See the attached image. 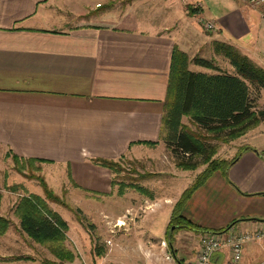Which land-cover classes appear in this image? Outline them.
Instances as JSON below:
<instances>
[{"label":"crops","instance_id":"1","mask_svg":"<svg viewBox=\"0 0 264 264\" xmlns=\"http://www.w3.org/2000/svg\"><path fill=\"white\" fill-rule=\"evenodd\" d=\"M82 5L79 0H0V216L9 220L0 235V264L59 261L22 228L15 214L20 198L33 194L25 184L34 180L26 176L28 168L20 173L15 166L17 160L28 159L41 172L52 165L64 169L63 188L75 191L73 196L89 213L100 212L107 221L117 223L136 206L146 207L141 223L149 214L161 221L164 217V227L154 233L148 230L154 222L140 223L128 245L120 237L115 243L109 239L114 256L108 264L128 253L135 264H193L199 237L185 247L166 240L172 210L186 188L175 194L164 193V188L156 195L152 186L139 183L152 198L130 187L119 195L118 185L112 184L114 174L94 159L157 160L174 45L187 54L191 43L197 53L219 40L255 61L247 53L264 55V2L123 0L118 14L110 11V3ZM188 6L197 12L189 14ZM203 19L213 21L216 30L202 34L198 21ZM219 170L185 200L181 215L200 228L227 227L225 232L264 226V154L245 148L226 173ZM11 173L18 175V182H12ZM36 195L44 198L43 188ZM54 203L47 200L49 209L61 216ZM208 211L212 217L207 221L212 222L196 220ZM157 233L163 236L159 241ZM19 239L27 250L17 254ZM33 247L48 254L38 257ZM75 259L64 264H76ZM212 264H264V238L246 241L238 262L223 247L212 255Z\"/></svg>","mask_w":264,"mask_h":264},{"label":"trees","instance_id":"2","mask_svg":"<svg viewBox=\"0 0 264 264\" xmlns=\"http://www.w3.org/2000/svg\"><path fill=\"white\" fill-rule=\"evenodd\" d=\"M187 9L191 15L197 12V9L190 6ZM211 48L216 55L228 60L234 68L233 73L223 70L212 58L195 55L189 60L187 54L178 46L174 45L172 50L160 139L172 156L177 158L178 168L195 170L203 164L206 167L180 195L171 213L169 229L173 225L174 230L186 228L201 233L222 232L227 228L219 230L200 228L183 217L179 210L192 192L215 170L222 168L226 173V168L238 157L223 165L221 159L214 158L217 149L210 140L221 142L235 140L264 120V109H254L251 97L253 89H264V68L227 42L213 40ZM189 63L200 65L210 71H191L188 69ZM183 116L189 119L196 130L182 122ZM156 143L144 142L148 146H155ZM194 157L200 160L193 161ZM30 160L34 159L23 162L17 160L16 170L22 173L25 167L28 168L26 176L38 180L43 188L44 198L32 193L22 196L15 207V214L20 218L22 228L45 245L59 260L46 259L42 260L41 264H63L65 261H72L75 255L65 245L68 226L58 213L49 209L47 204V200L54 202L61 200L48 188L42 177L28 175L31 169H38L33 163L29 166ZM119 160H124V157L118 160L94 159L96 163L110 169L114 174L112 184L118 185L119 195L130 187L152 198V192L138 182L139 177L145 176L142 174L138 177L126 176L125 167ZM12 188L17 189L18 185ZM8 226L9 220L0 216V235L5 233Z\"/></svg>","mask_w":264,"mask_h":264},{"label":"rangeland","instance_id":"3","mask_svg":"<svg viewBox=\"0 0 264 264\" xmlns=\"http://www.w3.org/2000/svg\"><path fill=\"white\" fill-rule=\"evenodd\" d=\"M79 1H80V5L83 4L82 6L85 7V4H88L93 0H79ZM95 1L102 2V4H104V7L106 6L105 4L110 3L112 8L110 11H114L115 14H118L120 12L119 8H121L120 7L122 6L121 3H123V0H95ZM64 7H66V5H64ZM104 7H102V9ZM198 24L201 27L200 32L202 34L212 33L211 31H208L204 28L201 20L198 21ZM170 33L172 32L170 31ZM201 33L200 35H202ZM197 34L199 35V33ZM197 49L198 47L193 46V44L191 45V43L187 45V56L189 60L195 55H199L208 59L211 58L214 59L216 64H218L223 70L231 69V68H226V66L228 65L227 63H229L228 60L223 58L221 55H216L212 51L210 44H204L201 47L200 51L198 50V52L196 53ZM188 50H192L194 53L189 54ZM247 54H249V56L251 57H255V61L254 59L253 61L264 68V55L262 54L257 55V53L255 52H249ZM188 69L191 71H202V72L210 71L200 65H196L193 63H189ZM231 71L234 72L233 70ZM251 97L253 98V104L255 106L254 109L256 110L264 109L263 88H260L259 90L253 89ZM182 120L192 130H196L195 126L189 122L188 118L184 116ZM210 142H212L217 149L214 158L221 159L222 160L221 163L223 165L225 163H228L234 157L238 156L239 151H241V149L245 147L251 149L256 148L259 152L264 154V120L261 121L256 127L249 129L244 135H242L241 137L235 140H231L228 142H221L219 140L214 139V140H210ZM163 145L164 144L162 142L161 154H160L161 156L160 157L157 156V160H152L151 162L146 160L145 161L143 160V162H137L135 159L128 157V158H124V160H119V161L122 163L123 167H125V173H127L126 176L138 177L139 174L144 175L145 178L139 177L138 182L146 187L152 186L154 189L153 188L150 189L151 190L153 189L152 192L154 191L153 192L154 194L159 195L161 191L165 189L166 190L164 193L168 192L175 194L178 191H179L178 193H181L182 190L189 187L194 182L196 176L206 167V165L205 164L199 165L195 170L180 169L176 165L177 158L172 156L173 154H171L169 150H167L166 147H164ZM198 160H200V158L198 157L193 158V161H198ZM63 170L64 169L59 168L57 165H52L50 168L44 169L43 172H41L39 169H31L28 175L42 177L46 182V184L49 186L48 188L59 196L61 202L54 203V207L59 211L63 219L67 221L66 224L68 223L67 226H69V230L68 232H66L68 236H66L65 245H67L66 247H68L70 250L74 252V255L76 257L75 259L76 264H83V262H86L87 264L111 263V259H113L111 257H113L114 255H113V250L112 251L109 250L111 246L108 244L109 243L108 241L112 239L114 240L115 243V241H117L116 238L120 237L119 240L123 242L124 245H128L129 244L128 242L132 241V237L130 236L131 233L133 231H138L137 229L138 225L141 223L139 222V218L141 219L146 207L136 206L130 208L126 213H124L123 215L117 218V220L120 219L119 223H123V225L116 226L115 225L116 219L110 222L107 221V219L104 217L100 218L101 215L100 212L89 213L87 208L81 205L80 200L76 199V197L73 196L75 191H66V189L63 188V185H66L65 183L67 181L66 176L62 175ZM10 172H12V170ZM122 174L124 175V172H122ZM11 175H15V179L13 177L12 180L14 181L12 182L19 181V177L17 174L11 173L10 176ZM0 179H2V175H0ZM207 179L205 180L206 182ZM37 181L38 180L34 177V180H32L33 185L30 183L29 184L25 183L26 186L28 187V190L32 191L33 194H36L37 192L41 193L42 191V187L40 184L34 186V184H36ZM169 184H171L172 187L168 186ZM202 184H200L196 189H198ZM194 191L192 192V194L194 193ZM77 193H79V191ZM84 203H87L85 199L83 201V204ZM182 207L179 210L180 214ZM207 217H212V214L209 211L207 212V214L204 215V217H202L201 219L196 218V220L198 221L205 220L206 222L209 223L212 222L211 219L207 221ZM150 220L151 222H154L155 225V227L149 226L148 230L151 231L152 233L159 231V229L161 227H164L165 225L164 217L163 220L161 221V217L158 216L153 217L150 214L145 216V219L142 221L141 224L148 223ZM170 228H173V225ZM169 233H171L170 229L166 236V240L167 242L171 241L175 247H178V243L181 244L183 243V246L185 247L187 246V244L190 243L192 244L194 242L193 239H196L197 237L200 238V233L199 236H197L198 233L196 231L189 230L186 228L175 229L174 232L172 233L173 235L175 234L173 238H171L172 236L171 237L169 236ZM159 238H163V236L157 233V241L160 240ZM178 238L180 241H178ZM19 241L22 242L21 243L17 242V252H18L17 254L22 253L24 250H27L25 249L26 246L23 243L24 240L19 239ZM33 248L35 250L34 251L35 255L38 257H43L48 254V253H44L45 251H40V253H36V251L39 252V250H37L35 247ZM29 251H31V249ZM100 252L102 255H100ZM50 255L51 254L49 253L47 257L54 258L52 255L51 256ZM114 258H115V262H113V264H126L124 263L126 261H128L129 264H135L134 260L130 259V258H134V255L131 253L124 254L122 261L116 257Z\"/></svg>","mask_w":264,"mask_h":264},{"label":"built area","instance_id":"4","mask_svg":"<svg viewBox=\"0 0 264 264\" xmlns=\"http://www.w3.org/2000/svg\"><path fill=\"white\" fill-rule=\"evenodd\" d=\"M253 6L260 5L264 0H243ZM204 28L208 31H215L216 25L210 20H201ZM119 225V221L116 223ZM264 238V226L256 228L254 231L229 230L227 232L203 231L200 233L199 246L193 264H212V255L223 247H227L233 262H238L242 257L243 244L248 240H258ZM110 242V241H108ZM169 258V257H168ZM83 264H87L83 262Z\"/></svg>","mask_w":264,"mask_h":264},{"label":"bare ground","instance_id":"5","mask_svg":"<svg viewBox=\"0 0 264 264\" xmlns=\"http://www.w3.org/2000/svg\"><path fill=\"white\" fill-rule=\"evenodd\" d=\"M120 225H123V223H119Z\"/></svg>","mask_w":264,"mask_h":264}]
</instances>
